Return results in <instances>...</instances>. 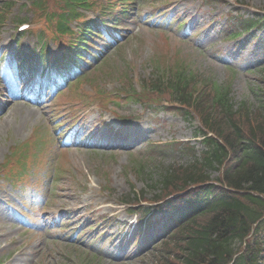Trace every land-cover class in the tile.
<instances>
[{"label": "rangeland", "instance_id": "rangeland-1", "mask_svg": "<svg viewBox=\"0 0 264 264\" xmlns=\"http://www.w3.org/2000/svg\"><path fill=\"white\" fill-rule=\"evenodd\" d=\"M4 1L0 0V7ZM131 1L129 13L118 21L117 27L125 28V31H118L121 37L118 43L107 49L101 64L93 69L92 63L86 64L90 66L89 79H100L103 89L114 90L118 87V74L110 76L107 72L117 71L125 63L132 65L130 70L134 78L147 77L155 55L164 50L162 46L167 42L171 43L172 55H179L204 78L223 84L232 77L234 102L256 104L263 84L257 70L250 69L246 60L254 59L260 50L264 55V31L254 28L237 39H229L225 38L221 27L234 8L238 14L264 12V0H225L222 3L170 0L162 6L154 0ZM29 3L30 0H15L5 22L0 24V61L3 62V54L8 55L5 62H0V96L5 103L0 114V167L16 146L27 145L30 139L37 144L30 143L29 152L31 156L35 153L40 163L31 171L30 186L26 189L0 176V264H157L160 251L148 243L145 246L139 237L132 239L136 230L125 224L127 209L119 204L127 194L139 195L141 191L145 199H150L153 192L149 185L157 180L159 170L173 163H186L189 159L188 155L173 149H166L159 155L151 153L146 147L147 139L155 142L189 139L196 143L194 128L197 122L184 119L171 110L158 113L145 110L134 102L110 104V110L118 115L137 113L139 118L132 119L128 127L112 122V129L119 128L131 136L145 138L134 147L122 149L111 142L120 140L123 134L107 127L108 120H114L110 114H102L101 110L88 106L77 123L69 115L68 112L84 103L77 98L83 84L78 85L70 97L61 100L63 93L39 104H30L18 95L8 99L5 87L16 94L23 88L25 77L19 66L21 60L11 51L16 47L13 40L17 21L27 22L35 14L27 8ZM148 16H151L148 22L143 21ZM162 16L171 22L157 23ZM17 38L19 50L30 52L34 49L36 53L33 34L25 33ZM105 38L107 40L105 35L94 38L92 47L103 46ZM47 50L53 53L54 45L49 44ZM234 61L236 64H230ZM86 89L89 90L88 84ZM79 121L86 135L71 138L79 140L78 144L67 142L66 134ZM96 134H100L98 142L101 145L88 144L86 141L92 142ZM196 146L200 149L199 144ZM65 156L68 159L64 161L61 157ZM19 171L17 166V173ZM216 174L213 172L211 176ZM103 185L113 190H104ZM36 197L44 207L38 209L35 217L29 215L26 219L28 223L31 220L40 225V234L14 219L17 215L25 217ZM23 203L27 206L24 211ZM8 205L17 210V215L6 211L10 208ZM105 214L113 215L116 220L111 225L113 228L105 233L116 237L112 244L106 241L108 236L100 235L98 230ZM47 215L52 218L44 222ZM125 231L133 235L124 240L127 242L123 257L115 259L105 250L115 251L114 246Z\"/></svg>", "mask_w": 264, "mask_h": 264}, {"label": "trees", "instance_id": "trees-1", "mask_svg": "<svg viewBox=\"0 0 264 264\" xmlns=\"http://www.w3.org/2000/svg\"><path fill=\"white\" fill-rule=\"evenodd\" d=\"M49 1L31 4L35 10L49 12V22L63 8L76 14L75 5L90 9L97 4L95 0H57V8L49 10ZM101 4L109 7L108 2ZM57 19L58 26L67 28V11ZM81 50L79 47L75 53L76 59L82 56ZM185 70H177L167 86L163 85L165 79L155 76L146 89H157L195 111L205 130L206 149L200 157L186 166L166 168L157 183L164 192L188 181L200 184L181 199L186 206L177 210V225L168 236L176 259L162 264H228L233 256L232 264H252L264 245V95L252 112L245 102L234 108L229 84L218 87L208 83L194 93L192 83L198 76ZM210 169L219 172L215 183L208 177ZM250 231L251 237L245 239Z\"/></svg>", "mask_w": 264, "mask_h": 264}]
</instances>
